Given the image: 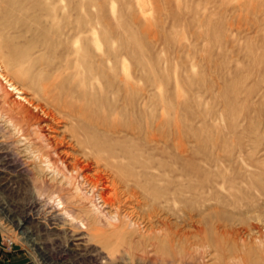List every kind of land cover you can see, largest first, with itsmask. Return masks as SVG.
I'll list each match as a JSON object with an SVG mask.
<instances>
[{"label": "rangeland", "instance_id": "1", "mask_svg": "<svg viewBox=\"0 0 264 264\" xmlns=\"http://www.w3.org/2000/svg\"><path fill=\"white\" fill-rule=\"evenodd\" d=\"M0 22V65L10 73L19 49L65 58L73 38L87 43L86 26L111 50L112 66L126 63L136 83L128 98L119 75L100 96L104 112L134 134L112 138L139 155L133 170L146 191L138 205L121 193L109 209L120 226L92 233L79 212L89 203L65 201L77 220L53 208L62 226L46 229L35 260L2 252H22L28 264H264V0H0ZM0 126V143L30 169L22 189L33 198L29 176L46 170L1 118ZM7 180L0 170L1 188Z\"/></svg>", "mask_w": 264, "mask_h": 264}, {"label": "bare ground", "instance_id": "2", "mask_svg": "<svg viewBox=\"0 0 264 264\" xmlns=\"http://www.w3.org/2000/svg\"><path fill=\"white\" fill-rule=\"evenodd\" d=\"M6 1L8 3V0ZM34 7L35 5L32 8ZM86 27L88 44L85 45L89 46H85L78 38L77 40L73 38V45L67 50L68 55L65 58L49 61L32 59L25 51L23 54L20 53L19 50L22 49H16V55H12L13 62H11L16 70L10 73L0 65V118L18 136L17 139L22 142L19 141L21 144H27V147L24 146L29 151L27 153L35 157L43 171L46 170V178L43 175L38 176L39 173L35 177L29 176L32 185L38 186L34 196L46 194L48 201L55 203L57 210L60 209L59 214L73 221L77 220L74 217L75 210L69 208L70 205L65 207L64 204H74L77 199L80 202H88L91 208L81 207L79 212H82L83 219L88 221L90 230L85 227L86 223L83 224V219L78 224L91 232V230L97 231L102 226L119 225L120 218L114 213L111 216L109 209L115 203L120 205L121 193L130 204L133 202L131 200H135L134 204L138 205L140 200L144 199L143 192L146 191L145 189L143 191L140 174L133 170L136 165L141 166L139 155L127 151L128 148L123 149L124 146L122 148V145L114 142L112 138L122 134L131 136L134 134L132 135L129 128L127 130L118 126L121 123L104 112L108 104L100 96L111 89V81L108 77L120 76L123 86L118 92L122 91L125 99L128 98L126 97L128 90H132L136 83L129 77V70L123 60H120L119 66L117 65L119 68L111 65L109 56L111 50L101 46L96 39L94 28ZM87 48L93 50V53L83 56L82 54L89 50ZM111 80L114 83L113 79ZM19 84L34 89L42 104L26 98ZM12 94L17 98L12 99ZM4 131H1L2 137L5 136ZM124 158H127L128 162L125 163ZM28 170L30 169L26 168V172ZM123 217L129 218L128 213ZM127 220V224L132 228L135 225L134 221L131 218ZM121 227L118 229L120 230ZM113 228L110 230L113 231ZM97 234L99 235V231Z\"/></svg>", "mask_w": 264, "mask_h": 264}, {"label": "built area", "instance_id": "3", "mask_svg": "<svg viewBox=\"0 0 264 264\" xmlns=\"http://www.w3.org/2000/svg\"><path fill=\"white\" fill-rule=\"evenodd\" d=\"M0 170L8 174L6 187L0 186V228L4 229L0 250H22L35 260L44 252L45 242L42 239L46 235V229L62 226V222L55 215H50L53 208L57 207L51 203L47 207L45 196L36 195L33 199L25 194L22 188L28 186L29 180L25 177L28 172L23 167L22 160L9 151L6 144L1 143ZM17 195L23 197L19 198ZM46 209L49 210L47 215Z\"/></svg>", "mask_w": 264, "mask_h": 264}, {"label": "crops", "instance_id": "4", "mask_svg": "<svg viewBox=\"0 0 264 264\" xmlns=\"http://www.w3.org/2000/svg\"><path fill=\"white\" fill-rule=\"evenodd\" d=\"M0 264H28V262L22 252L4 253L0 250Z\"/></svg>", "mask_w": 264, "mask_h": 264}]
</instances>
